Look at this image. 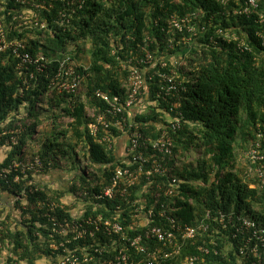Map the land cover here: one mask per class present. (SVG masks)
Wrapping results in <instances>:
<instances>
[{
  "label": "trees",
  "instance_id": "obj_1",
  "mask_svg": "<svg viewBox=\"0 0 264 264\" xmlns=\"http://www.w3.org/2000/svg\"><path fill=\"white\" fill-rule=\"evenodd\" d=\"M258 1L264 12V0ZM238 4V0H0V22L8 40L25 45L17 53L13 47L0 52V147L9 148L0 158V191L16 198L12 206L0 207V231L10 260L57 264L64 253L63 248L52 253L49 246L58 239L53 237L50 214L61 222L112 214L122 201L94 196L110 185L120 166H127L124 152L130 135L134 131L153 135L160 124L166 125L168 112L173 114L170 106L179 99L184 119L172 132L176 147L169 164L176 166L180 183L168 197L165 188L153 187L146 193L143 183L137 184L131 199L136 202L142 190L141 203L149 207L159 194L175 210L178 222L192 223L208 209L224 208L237 215L246 212L264 227V190L250 187L256 181L244 176L249 161L240 158L258 138L259 129L264 130V23H257L256 15L235 14ZM26 13H37L38 21L34 16L24 22ZM172 15L189 16L198 35L184 41L193 33L168 27ZM220 26L224 33L235 32L239 40H223L217 33ZM26 51L34 59L44 54L50 62L42 69L20 67ZM146 51L153 59L140 62ZM63 61L66 66L77 63L81 90L58 89L53 79ZM134 67L147 80L145 106L109 114L110 106L97 91L122 104ZM172 69L186 89L158 97L160 73ZM101 113L107 118L99 121ZM37 158L41 166L23 169ZM123 207L122 222L128 224L133 221L132 205ZM212 229L217 244L211 245L207 264H253L250 249L244 255L240 252L248 233L234 237L232 228L228 239L232 250L226 256L222 243L224 249L216 255L221 234ZM166 264H181V259Z\"/></svg>",
  "mask_w": 264,
  "mask_h": 264
},
{
  "label": "built area",
  "instance_id": "obj_2",
  "mask_svg": "<svg viewBox=\"0 0 264 264\" xmlns=\"http://www.w3.org/2000/svg\"><path fill=\"white\" fill-rule=\"evenodd\" d=\"M64 1L75 2V0ZM222 1L228 2V0ZM238 1L239 4L233 8L235 14L247 18L256 15L255 21L260 24L264 23V12L259 11L258 0ZM34 16L37 18V13L31 15L26 13L22 18L26 22ZM41 26L45 27V23H41ZM168 27L180 31L187 28L191 31L193 35L184 36V41H192L198 35L195 27L189 24V16L186 15L182 17L172 15L169 18ZM223 29L221 26L217 28V33L222 36L223 40H239L235 32L224 33ZM262 34L261 31H257L258 36L261 37ZM213 42L218 43L216 39H213ZM11 47L15 49V53L20 49H25V45L21 41L8 40L4 25L0 22V52ZM21 58L20 67L36 65L37 69H42L45 63L50 62L44 54H40L38 58L34 59L27 51L22 53ZM152 59L153 55L146 51V57L140 62H150ZM56 60L58 61V58ZM65 63L66 61L61 63L62 65L53 79L58 81V89L66 92L81 90L83 77L77 71V63L72 62L68 66ZM176 63H178L177 60ZM175 73V69H172L171 73H160L163 84L160 86L158 97L166 98L173 91L180 92L186 89L181 81L175 80ZM31 76L33 77V74ZM147 88V80L144 79L143 73L134 67L129 75V94L122 104L118 103L116 99H110L101 91H97V94L110 106L108 113L117 116L125 109H132L135 106L144 107L146 104L144 95ZM180 107V99L172 103L170 111L173 114L168 112L169 117L167 116L164 120L166 125L160 124L159 129L153 135H145L140 131H134L130 135L126 152H124L125 158H128L127 166H120L112 176L110 185L94 196L98 200L107 202L121 200L122 204H116L112 214L100 212L96 216L90 215L81 221L72 222L58 221L50 214L51 220L54 222V226L51 228L54 233L53 237L57 235L58 239L51 240L49 246L53 250L52 253L61 248L64 253L60 256L57 264H88L92 260H96L100 264H166L173 259H181V264H207L206 258L212 254L211 245L217 244L216 238L212 234L214 227L216 233L221 234L222 241L220 242L221 248L214 250L216 255L225 246L224 253L228 256L227 250H232V244L228 239L232 238V228H234V237L239 234H249L244 247L240 248L241 254H246V248H248L251 256L255 257L253 264H264V227L251 216L243 215V213L237 215L232 209L217 208L216 210L208 209L201 217H196L195 222H178L174 214L175 210H170V204L162 202L159 194L155 195L156 199H151L150 205L153 206L149 207L141 203L142 190L139 191L136 202L131 199V189L141 183H143L142 188L146 193L156 187L160 191H164L165 188L164 195L167 197L174 195L180 178L176 175V166L169 163L173 160L176 147L172 132L181 128L184 119ZM98 118L99 121H102L107 118V115L101 113ZM263 139L264 130L260 128L258 138L242 155L249 161L248 166L244 169V176L256 181L251 182L250 187L255 188L258 185L264 190ZM18 164L16 163L15 166ZM36 164L41 166L38 158L34 163L22 166L26 170L36 167ZM165 178L168 179L167 184L163 183ZM15 201L16 198L12 204H15ZM123 205L130 208L132 205L129 213L132 215L133 221L128 224L122 222V214L125 211ZM99 206L95 203L96 208ZM108 211H111L110 208ZM2 236L0 231V264H26L27 260H10L11 254L5 251ZM86 238L89 239V243L85 242ZM79 240H83L85 244L83 246L77 244ZM226 242L227 245H225ZM188 248H193L195 251L186 253ZM79 250L83 251L85 255L79 254ZM40 261L41 263L38 264H46L43 260Z\"/></svg>",
  "mask_w": 264,
  "mask_h": 264
},
{
  "label": "crops",
  "instance_id": "obj_3",
  "mask_svg": "<svg viewBox=\"0 0 264 264\" xmlns=\"http://www.w3.org/2000/svg\"><path fill=\"white\" fill-rule=\"evenodd\" d=\"M139 107V106H137ZM54 181L52 180V183ZM0 196H1V202H0V207L3 208V207H10L12 206V202L14 200V197L11 196L9 193L7 192H1L0 191ZM11 204V205H10Z\"/></svg>",
  "mask_w": 264,
  "mask_h": 264
},
{
  "label": "rangeland",
  "instance_id": "obj_4",
  "mask_svg": "<svg viewBox=\"0 0 264 264\" xmlns=\"http://www.w3.org/2000/svg\"><path fill=\"white\" fill-rule=\"evenodd\" d=\"M79 62H80V63L83 62L84 64H86V61H85L84 59H81V61H79ZM43 127H44V126H43ZM40 128H42V127H40ZM44 128H45V127H44ZM46 128L49 129V130L52 129L50 125H49V126L47 125ZM8 151H9V148H2V147H0V158H1V157H4L5 154H6ZM243 152H244V151H243ZM243 152L241 153L240 158L243 159V160H245V159L243 158V155H242ZM15 161L18 162L17 160H15ZM70 165H71V166H70V168H71V167H72V163H71V162H70ZM247 166H248V165H247ZM247 166H246V167H247ZM73 168H75V167H73ZM2 209H3V208H2ZM243 215H246V212H243Z\"/></svg>",
  "mask_w": 264,
  "mask_h": 264
}]
</instances>
